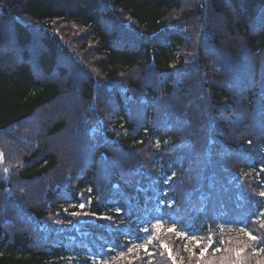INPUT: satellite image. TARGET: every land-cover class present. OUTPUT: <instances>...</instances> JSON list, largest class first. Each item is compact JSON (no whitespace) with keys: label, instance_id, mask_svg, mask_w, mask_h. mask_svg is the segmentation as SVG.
<instances>
[{"label":"trees","instance_id":"1","mask_svg":"<svg viewBox=\"0 0 264 264\" xmlns=\"http://www.w3.org/2000/svg\"><path fill=\"white\" fill-rule=\"evenodd\" d=\"M262 193L264 0H0V264H264Z\"/></svg>","mask_w":264,"mask_h":264},{"label":"snow or ice","instance_id":"2","mask_svg":"<svg viewBox=\"0 0 264 264\" xmlns=\"http://www.w3.org/2000/svg\"><path fill=\"white\" fill-rule=\"evenodd\" d=\"M262 195H264V193H262ZM81 207H83V205H81ZM156 226H158V223H157V225ZM146 231V230H145ZM181 235H186V234H181ZM191 240H193V241H196L197 243H199V241H197L196 240V237L195 236H191V237H189ZM253 240H255L256 239V237H251ZM262 251H264V249H262Z\"/></svg>","mask_w":264,"mask_h":264}]
</instances>
